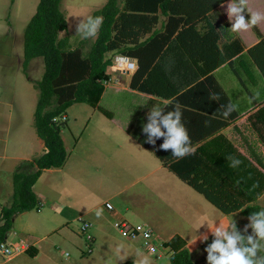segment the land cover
Returning a JSON list of instances; mask_svg holds the SVG:
<instances>
[{
    "label": "trees",
    "instance_id": "trees-1",
    "mask_svg": "<svg viewBox=\"0 0 264 264\" xmlns=\"http://www.w3.org/2000/svg\"><path fill=\"white\" fill-rule=\"evenodd\" d=\"M226 1L107 0L90 15L103 17V23L87 57H83L81 49L70 48L68 38H59V33L67 29L60 10L61 0H38L34 14L24 28L22 66L26 68L36 58L43 61L42 77L34 83L38 98L33 126L46 152L21 163L13 173L10 203L0 208V244L5 242L14 216L37 208L38 201L32 187L42 172L60 169L65 164L67 154L60 137L63 122L53 120L64 116L74 104L98 106L105 89L103 83L110 78L107 73L111 62L109 54L137 60L130 89L170 100L162 108L165 114L177 104L185 105L194 98L204 99L210 93L219 94L216 103H231L212 74L223 65L231 68L239 85L252 96L247 84L255 83L254 69L264 79V38L257 27L251 30L260 41L245 53L241 41L233 35L225 37L224 30L214 26L203 32L197 29L198 23ZM120 2H123L122 8ZM158 11L167 17L162 23V31L153 30L158 23ZM244 15L246 19L250 18L247 11ZM225 27L229 29L230 25L226 23ZM139 33L149 34V37L139 42ZM176 53H193L198 72L174 74L164 70V59ZM103 114L110 117L107 112ZM239 114L235 109L226 121L214 119L216 127L207 133L189 136L194 153L181 159L172 156L170 150H160L163 138L153 146L145 142L147 136L142 133L136 141L222 214L238 212L247 218L250 213L262 210L256 204L264 193L262 158L251 150L249 156L242 155L223 136L211 135L235 122ZM214 115L220 117L217 111ZM250 119H254L251 121L254 127L260 125L264 128V105ZM228 157L241 161L240 165L230 167ZM164 245L171 252L169 264H194L185 243L178 236ZM123 264L132 263L126 261Z\"/></svg>",
    "mask_w": 264,
    "mask_h": 264
},
{
    "label": "crops",
    "instance_id": "crops-1",
    "mask_svg": "<svg viewBox=\"0 0 264 264\" xmlns=\"http://www.w3.org/2000/svg\"><path fill=\"white\" fill-rule=\"evenodd\" d=\"M229 2L230 0L226 1L222 4L224 7L219 6L214 12L208 14L204 21L197 24V29L203 32L208 27L214 26L218 30H224L225 37L233 35L241 41L244 48L243 53H245L247 49L257 44L260 39L251 29L246 32H232L225 27L226 23H228L231 28L226 12V6ZM122 5L123 2H120L119 7L122 8ZM247 10L248 12L259 11L264 13V0H248ZM157 17L158 23L153 30L162 31V23L166 21L167 17L161 15L159 11ZM256 27L264 38V21H261ZM95 37H93V41ZM148 37L149 34L139 33L137 35L139 42L146 40ZM111 55L109 54V56ZM130 59L135 61L137 66V60L135 58ZM157 61L160 60L158 59ZM163 65L162 68L164 70L174 74L198 72V65L194 62L193 53H176V55H171V57L164 59ZM227 68L232 73L231 68L227 65H223L212 72L224 91L226 90L224 86L228 85L225 71ZM108 69L107 73L110 78L105 88L109 87L111 83L115 86V88L111 87L114 88V93L113 96H110V106L113 111H106L100 108L101 105L99 104L104 97L103 92L98 106L93 108L98 113V115H92V117L94 116V139L101 145L100 148H94L95 156L93 157L95 158L93 162L96 164L100 159L98 155L106 152L114 153L115 155L124 153L128 156H126L127 159L133 156L134 165L132 162L123 163L121 161H125V159L117 157L118 161L115 162V167L128 173L133 178V182L141 181L142 185L135 192L123 194L121 191L109 189L108 187L104 190L102 184L97 183L98 191H110L113 194L112 198L118 199V202H115L116 205L112 206V211H108L104 207L105 203H109L106 201L100 207L85 210L83 214L79 215L88 207L80 204L79 193L83 180L81 178L79 180V164L76 168L67 172L65 171L67 158L60 169L44 170L32 187L38 201L37 208L14 216L12 228L6 235L4 243L17 249L18 252L8 260H4L0 255L3 259L0 264H9L14 260L15 264H24L26 256H30L34 260L40 254V250L35 244H26L28 239L26 235L24 241H15L17 233H19L16 222L19 218L22 221V216L25 217L24 224L26 226L21 228L22 230L25 231L27 228L31 230V221L37 220L36 225L43 228L41 230L47 228L51 232L57 227H62V224H58V226L48 228L52 223L78 222L79 218L91 215L95 224L87 220L91 224L89 236L92 240L100 241H106L107 232L112 230L116 232L112 226L115 220H125L130 224H143L148 226L152 230L154 238L159 239L163 244H166L174 236H178L185 243V248L191 254L194 262L193 256L205 244L199 239L195 242L197 236L200 237L207 234L208 239H214L208 227L211 228L214 224L219 226V223L227 227L230 225V219L239 215L238 212L229 215L222 214L205 200L201 194L165 168L153 153L137 143V137L143 133L142 126L147 123L148 111L154 106L163 108L170 103V100L155 94L131 90L129 84L135 71L130 74H120ZM254 71L257 73L255 83H251L252 96L249 97L251 104L242 103L240 89L237 87L236 90L230 84L231 91L234 93L238 91L239 93L235 94L234 97L232 96L230 100L231 104L235 105V109L240 113L239 117L229 126L218 130L219 132L214 131L211 135L219 134L223 136L242 155L248 153L249 150H255L254 152L261 157L260 152L264 155V128L260 125L258 127L251 125V121L253 122L254 119H250V117L264 105V79L257 70L254 69ZM226 87L228 89V86ZM153 88L159 89L156 86ZM28 96L31 98L29 99L28 111L27 113L24 111L23 114L16 118V133L12 136L13 139L10 133V124L12 122L10 113H5L4 109L0 110V119H2L0 122V208L8 206L10 203L12 175L16 168L21 163L31 161L46 152L42 140L35 133L33 120H31L36 105L33 91ZM256 100L261 102L258 101L259 103H257ZM186 102L185 105L180 106L183 113L182 123L186 127L189 136L203 135L212 130L216 127L214 119L226 121L222 116L213 118L214 112L217 111L220 114L221 102L216 103V101L210 100L209 97H204V99L194 98ZM191 103L194 105L191 106ZM126 106H128V109H126ZM103 112H107L110 117L103 114ZM135 113L138 114L135 125L140 123L136 134L130 130V118ZM63 117L65 119L66 114ZM128 117H130L129 120ZM60 137L67 154L68 148L61 130ZM263 196L264 193L256 202L260 208V201ZM41 206L45 208V212L43 215L36 217V214H41L38 208ZM100 209H102V213L97 216L96 212ZM35 212L36 214L30 215ZM240 218L243 219L245 217L241 216ZM134 221L139 222L134 223ZM27 235L29 236V233ZM163 258L169 260V255L163 256L158 260ZM126 261L131 262L129 260ZM131 263L133 264V262Z\"/></svg>",
    "mask_w": 264,
    "mask_h": 264
},
{
    "label": "rangeland",
    "instance_id": "rangeland-1",
    "mask_svg": "<svg viewBox=\"0 0 264 264\" xmlns=\"http://www.w3.org/2000/svg\"><path fill=\"white\" fill-rule=\"evenodd\" d=\"M37 2L38 0H0V110L4 109L5 113H10L12 121L10 124L11 137L16 133V118L23 114L24 111L25 113L28 111L29 99H31L28 95L31 91H33L35 101L37 102L38 90L34 87V83L41 79L44 72L41 58L31 60L26 68L22 66L24 28L34 14ZM105 2L106 0H61L60 10L64 14L67 29L64 33L59 34V38H68L70 48L81 49L83 57H87L93 43V38L82 39L77 35V25L83 19H87L92 12L100 9ZM223 40L225 41V39ZM113 55H111V60L113 59ZM225 71L228 85L224 87L230 100L232 96L234 97L238 93V91L236 93L231 91L230 84H232V87L236 90L237 87L240 89L242 103L251 104L249 98L251 96L246 92L244 87L239 85L238 80L228 68ZM254 72L255 74L257 73L256 71ZM251 85L250 83L247 84L250 94L252 93ZM112 86L113 83L105 88L104 97L99 104L101 105L100 108L106 111H113L110 106V96H113L115 86L111 88ZM226 86H228V89ZM126 109H128V106H126ZM93 114L94 116L98 115L93 107L86 104H74L67 109L65 119L62 121V117H60L57 121L58 123L63 122L60 130L68 148L65 171L69 172L79 164V180L80 178L83 180L79 193L80 204L81 206L86 205L88 207L79 213V215L83 214L85 210L100 207L106 201L112 206H115V202H118V199L112 198L113 194L110 191H98L97 183H101L104 190L108 187L109 189L121 191L123 194L135 192L142 185L141 181L133 182V178L128 173L115 167V162L118 161L117 157L124 158L125 161H121L123 163L132 162L134 165L135 160L133 161V156L127 159L128 156L124 153L119 155L107 152L101 153L98 155L99 161L94 164V148H100L101 145L94 139ZM137 118V113L130 118V130L134 134L137 133V128L140 125V123L135 125ZM31 120H33V115ZM1 121L2 119H0ZM249 154L250 151L245 153V156H249ZM260 155L263 161L262 169L264 170V155L261 152ZM260 204L261 209H264V196ZM38 208L41 214H36L35 212L30 215L36 214V217L43 215L45 208L43 206ZM241 216V214L233 216L230 219V224L234 220L237 229L243 234V229L248 223V219H242L240 218ZM20 219L16 222L19 233H17L15 241H24L26 235L28 238L26 244H35L40 250L39 256L34 260L30 256H26L24 264H123L126 260L134 264L139 258L137 256L138 251L147 255L150 258L151 264L169 263L167 259L158 260L155 255L148 254L141 244L137 242L134 244H131L133 242L129 243L113 230L107 232L106 241L87 240L86 237L90 235L91 230H88L85 234L78 233L80 224L76 221L52 223L48 228L58 226V224H62V227H57L54 231L49 232L45 227L44 230H41L43 228L36 225L37 220L31 221V230L27 228L24 231L21 228L26 227L24 224L25 217L22 216V221ZM84 219L94 223L91 215L84 216ZM138 222L134 221V223ZM145 227L148 226L145 225ZM27 233H29V236ZM155 234L160 238L157 233ZM247 234H251V229L248 230ZM156 240L160 242L159 239L156 238ZM212 240V238L208 239L207 243L200 250H197L193 256L195 264H207V253L204 249ZM166 255L167 253L164 256ZM260 255H264V252H261ZM2 261L3 259L0 257V262ZM14 261L9 264H15L16 262Z\"/></svg>",
    "mask_w": 264,
    "mask_h": 264
},
{
    "label": "clouds",
    "instance_id": "clouds-1",
    "mask_svg": "<svg viewBox=\"0 0 264 264\" xmlns=\"http://www.w3.org/2000/svg\"><path fill=\"white\" fill-rule=\"evenodd\" d=\"M248 0H230L226 6V12L231 23L232 32H246L264 21V13L259 11L248 12L249 19L245 18ZM224 7V5H221ZM103 23L101 16H89L83 19L77 25V35L82 39L95 37ZM118 64L125 63L129 60L127 57L117 56ZM209 99L219 101L220 96L217 93H210ZM235 111V105L229 103L220 105V116L227 119ZM181 106L177 104L173 110L165 111L162 108L154 106L147 113V123L142 126V132L147 136L146 143L155 146L158 139L163 138V143L159 146L160 150H171L172 156L177 159L194 153L191 146V140L188 131L182 123ZM213 118H216L215 115ZM230 167L236 168L241 161L228 157ZM102 209L96 212L100 216ZM248 223L243 229V234L237 229L236 223L233 222L227 227L219 223V226L212 225L208 229L214 237L212 242L204 249L207 253V264H264V209L258 212H252L247 217ZM251 234L248 235V230ZM202 243H207L208 235L205 234L196 238ZM139 257L134 264H151L150 258L142 252H137Z\"/></svg>",
    "mask_w": 264,
    "mask_h": 264
},
{
    "label": "built area",
    "instance_id": "built-area-1",
    "mask_svg": "<svg viewBox=\"0 0 264 264\" xmlns=\"http://www.w3.org/2000/svg\"><path fill=\"white\" fill-rule=\"evenodd\" d=\"M117 56L121 55H116L113 57L109 66L110 70L120 74H130L135 71L137 67L135 61L129 58L127 62L118 64L115 59ZM107 84L108 81L104 82V87H106ZM63 120L64 117L62 116V121ZM57 121L58 119L53 120V122ZM104 207L108 211L113 210V207L110 203H105ZM78 223L80 224L78 230V233L80 234H85L91 227L89 221L85 220L83 217L78 219ZM112 226L121 238L129 242H137L141 244V246L145 248L148 254L155 255L158 259L162 258L166 253L167 255L171 254L170 250L163 243L157 242V240L153 236L152 230L148 227H145V225L143 224H130L125 220H115ZM86 239L90 240L91 237L87 236ZM17 252V249L8 246L5 243L0 244V255L4 260L12 258Z\"/></svg>",
    "mask_w": 264,
    "mask_h": 264
}]
</instances>
